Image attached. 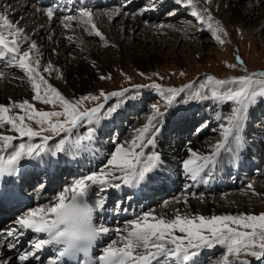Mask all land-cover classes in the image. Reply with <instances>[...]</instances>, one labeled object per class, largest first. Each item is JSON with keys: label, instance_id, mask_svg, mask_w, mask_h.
Segmentation results:
<instances>
[{"label": "snow or ice", "instance_id": "6c2138e0", "mask_svg": "<svg viewBox=\"0 0 264 264\" xmlns=\"http://www.w3.org/2000/svg\"><path fill=\"white\" fill-rule=\"evenodd\" d=\"M175 3L189 8L193 17L207 25L218 43H225L222 36L228 35L226 30L219 21H214L207 8L198 6L199 0H175ZM205 3H210V0H205ZM10 11L9 6L0 5V60L5 61L6 68L13 67L23 72L33 93V101L51 108L47 111L37 109L28 99L11 102L10 106L0 105V129L7 126L16 134H0V178L14 176L22 161L43 162L44 157L54 158L60 154L76 159L82 153L93 151L92 144L102 121L112 118L126 100L135 99L133 90L129 88L107 93L101 90L99 95H84L78 99L66 98L40 71L42 54L24 28L10 18ZM41 11L49 21L53 20L54 9ZM121 14L127 15L119 9L105 15L112 20ZM94 19L92 10L84 7L76 15L64 16L61 24L69 29L75 21L77 26H84L83 30L88 35H95L107 46L106 38L98 30ZM67 39L71 41L73 37L68 36ZM22 41L28 44L25 50H22ZM242 64V59L237 56L236 65L227 67L235 68ZM53 70L51 63L43 66V73L51 74ZM3 75L0 72V76ZM105 78L103 75L100 77L101 80ZM140 87L136 85L134 89L138 92ZM146 87L157 92L160 103L151 106L147 122L134 130L133 138L125 144L117 142L115 150L104 157L106 163L101 161L103 166L99 170L74 179L69 187L55 196L54 201L16 219L12 228L0 233V250L15 249L19 238L31 231L37 239L30 242L28 250L18 255V264L40 261L39 253L46 248L54 251V256L46 264H66V261H78V264H194L201 250L214 246L224 249L216 264H251L249 258L264 264V213L205 216L182 214L179 209L174 210L171 216L157 214L155 210L137 214L123 228L115 229L117 238L103 248L102 255L93 258L97 242L113 230L96 222L98 213L105 209L106 197L98 195L90 202L86 199L89 190L93 186H99L101 193L123 187L135 189L152 182L151 174L157 169L160 156L154 151L148 153L146 149L155 147L156 137L161 131L166 115L161 105L166 110L178 103L209 99L232 104L227 117H216L220 123V141L210 146L208 154L189 146L188 158L182 161L187 177L193 182L206 184L208 180L201 174L209 166H215L222 151L230 143L236 148L241 147V134L249 110L258 99L264 98V71L246 72L228 80L209 75L198 89L193 84L164 88L152 83ZM114 97L116 103L105 107ZM101 98L102 102L95 106L83 107L85 101H100ZM15 109L23 114L15 113ZM81 128H86V131L81 133ZM200 131L202 128L196 129L197 133ZM61 134H64L63 138L58 142L49 143ZM23 138H27L26 143H14ZM36 138H39V143L34 142ZM247 187L252 189L253 186L249 184ZM176 202L180 203V200L176 199ZM184 203L187 204V197ZM168 206L167 201L162 205L165 208ZM115 209L122 210V207L117 205ZM0 264L11 262L3 258Z\"/></svg>", "mask_w": 264, "mask_h": 264}, {"label": "bare ground", "instance_id": "6f19581e", "mask_svg": "<svg viewBox=\"0 0 264 264\" xmlns=\"http://www.w3.org/2000/svg\"><path fill=\"white\" fill-rule=\"evenodd\" d=\"M44 1L46 0H40L38 2L40 7H42L39 10L31 7V3L26 4L24 0L23 2H18L17 0H0V5H7L11 8L9 12L10 18L18 22L19 25L24 28L30 40L36 42L39 53L42 54V67L40 69L42 74L51 84L68 95L88 91L95 87L106 88L103 83H99L98 77L112 70L113 67L117 65H114L115 60H112L111 56L107 55L113 51H106V47L114 48L118 58L116 61L120 62V65L123 66L125 63H131L139 69L145 70L163 62V57L159 54L163 48L169 45L186 44L192 41L194 39L193 37L204 31V27H200L198 31L194 29L193 33H188L189 35L186 36L182 35V29H175V27H172L174 29H169L170 27L168 29L167 27H159L160 25L154 24L153 21L148 24L141 19L142 15H138L135 18L121 14L115 16L112 20H109L108 16L105 15L106 13L115 12L117 9L126 13V11H130L136 3L142 0H126L121 6L119 5V8L114 7L109 9H101V7L118 6L117 0H69V2L66 0H51L55 3V6L49 7L46 6L50 4H43ZM150 1L151 0L148 2ZM239 1L240 0H213L212 3L219 7L218 12H220V18H222L226 24L241 23L243 26L251 27V29L255 27L263 29L264 23L257 20L258 17L256 18V16H258L259 13L254 10V8L260 4L256 3L259 2V0H255V4H253L250 10H244L243 12H241L238 7ZM174 2L175 0H154L152 3L145 2L146 12L149 11V13H147V18H149V14L154 17V13L157 12L158 9H161L162 5L165 7L167 4H173ZM229 3H231V6ZM181 6L182 7H175V12L177 14H182L184 11V14L190 15L191 19L194 20L198 26L201 25L196 18H192L193 16L189 8H186L184 5ZM84 7L92 10L95 17L94 22L98 30L105 36L107 46L95 35H88V33L83 30L84 26H77L75 21L72 22V28L69 29H65L61 24V19L64 16L76 15L79 10ZM211 7L212 13H214V6L212 4ZM46 8L54 9L55 15L52 21H49L41 12L42 9ZM114 21L117 22L115 25L110 24ZM124 34L130 36L127 43L129 47L122 44ZM163 35L167 37L164 38ZM68 36H72L73 39L71 41L68 40ZM140 36H142L141 39H143L144 42H147L149 38L154 40V47L152 46L150 48L143 47V41L141 42L145 50L144 54H139L138 50H136ZM132 39L133 42L131 41ZM27 47V42L22 41V50H25ZM97 47H99V50H102L101 53L93 50L95 48L97 49ZM138 47L141 46L139 45ZM68 54L72 55L74 59L67 57ZM180 59L184 61L182 54L175 58V61L181 64ZM48 63L54 66V70L51 74L43 73V66ZM0 72L4 73L3 76H0L1 102H22L24 99H31L32 92L30 90V85L27 86L22 84L26 82V78L22 71L13 67L6 68L5 61L0 60ZM96 72L99 73V76ZM15 74L19 75L16 76ZM6 84H9V86H6ZM130 104H132V102L129 103V105ZM126 106H128V104ZM135 106L138 107L139 102L138 105L135 104ZM212 108H214V106H212L211 109ZM222 108V106L219 107L217 115L213 116L212 121L215 120V123H219L216 117L220 116V112L223 110ZM127 109L126 111H128ZM141 111L142 109L139 110L138 114H140ZM189 112L190 110H187L184 113L189 114ZM184 113H171L170 117L163 119V123L160 126L161 131L156 137L155 147L148 148L150 150L149 153L154 151L160 156V163L154 173L151 174L153 177L152 182L145 183V185L140 188L132 189L123 187L120 190L111 189L103 193L100 192L99 186L90 188L88 196L86 197L90 202L94 201L98 195L106 197L105 209L98 213L96 222L113 230L109 234L102 236L100 240L110 243L112 239H116L115 229L118 228L117 225L122 223L125 225L128 223L121 222V220H123L121 217L122 214L127 213L129 216L128 218H134L137 214L143 212L144 208H146L147 211L155 210L157 214L164 213L169 216H171L176 209H179L182 214L193 213L205 216L230 214V208H232L233 214L264 212V133H253L249 136L251 137L249 138L250 140L243 136L242 145L239 148H236L230 143L218 157V162L215 166H209V168L205 170V173L201 174L208 180V183L193 182L184 174L182 168V161L188 158V147L190 146L193 150H197L200 153L208 154L210 146L212 145H201L191 140V136L184 133L189 128L190 122H192V120L183 118ZM120 117L121 114L114 118L112 117L113 119L110 118L109 122L104 121L102 125L97 128L96 136L92 144L93 151L82 153L76 159L67 158L63 154H60L54 158L44 157L43 162L22 161L14 176L0 178V187L9 188L15 183L20 189L25 191V195L30 201L40 202L38 206L35 203L34 209L49 204L50 201H54L55 196L62 190L57 191V193L53 195L48 188L43 189L42 187L37 191L29 192L28 186L36 179V175H38L40 171H43L47 179V184L54 187L56 183L60 181V177L63 176V173H66L68 168L76 167L77 165L80 166V170H77L78 172L72 171L71 168L69 169L71 177L64 186L65 188L69 187L74 179L85 174H90L92 170H99V168L103 166L101 161L106 163L104 157L108 156L110 151H114L116 147V143L107 145L109 143L98 139L100 137L99 134L106 131L108 125H115L118 127L120 124ZM99 129L101 131H99ZM259 129L264 130L263 127ZM169 131H172L173 135L175 132V139L164 141V134ZM189 141H191L190 145L188 144ZM21 142L26 143L27 138L18 139L14 143ZM250 155H252V157H250ZM252 169H254L257 177L260 178L262 176V179L260 178V181H251L250 179L241 180V176H245L246 173ZM208 173H211V175L209 176ZM228 173L233 175V179L226 178ZM249 184H252V189L247 187ZM182 185L185 186L182 187ZM227 189H236L238 191L241 189L242 193L245 194H239L241 191L237 192V194L235 193V195L229 194V197L216 196L213 194L214 191H224ZM127 191H131L129 197L125 195ZM173 192L174 194L178 193V195L172 201L170 199L167 200L169 206L166 208L162 206L157 207L155 202H153L154 198L150 200L151 195H160L164 198L166 193L169 194ZM110 197L116 199L118 205L121 206L124 211H118L116 209H114V211L110 210L112 209V204H114L112 199L109 201ZM185 197H187V204L184 203ZM176 199H179L180 203H177ZM261 204L263 206H261ZM16 210L17 209L11 210L10 215L12 218L7 222H4V220L0 222V233L6 232L14 226L15 220L20 217L15 215ZM25 213H22L21 216ZM28 232L32 237V241L37 239L36 234H33L31 231H27L26 233ZM176 234L182 235L181 233ZM25 235L19 238L16 249L9 251L7 248H4L0 250V259L6 258L11 264H18L17 257L21 253H17L15 250L17 251L18 246L24 241ZM219 248L221 247L214 246L211 249L204 248L201 250L200 254L195 257L194 264H202V259L204 257L215 254L216 250H219ZM47 249L50 250V248ZM102 254L103 250L101 253H98L95 258H98V256ZM39 256L40 261L31 260L30 264H46V261L52 258L48 257V259H45L42 252L39 253ZM251 264H260V262L255 261Z\"/></svg>", "mask_w": 264, "mask_h": 264}, {"label": "rangeland", "instance_id": "374dc122", "mask_svg": "<svg viewBox=\"0 0 264 264\" xmlns=\"http://www.w3.org/2000/svg\"><path fill=\"white\" fill-rule=\"evenodd\" d=\"M17 1L23 2V0H17ZM124 1L126 2V0H117L118 6H113V5L106 6V7H101V9H109L114 7L119 8ZM148 1L149 0H142L136 3V5L132 7L130 11H126L127 16L136 18V16L142 15L141 19L148 24L149 22L153 21V23L158 26L165 25L164 27H167V29L169 27H170L169 29H174L172 27H175V29L177 28L179 30L182 29L181 30L182 35H186V36L189 35L190 33H193L194 29L198 31L200 27H204V31L198 34L197 36L193 37L194 42L192 40L187 42L186 44L181 43L180 45L179 44L169 45L163 48L164 50L162 49L161 52L159 53L161 54L160 56L163 57L162 60L163 62L145 70L139 69L138 67L134 66L131 63L130 64L125 63V65L123 64V66L120 65V62L116 61L118 60V58L114 48L106 47L105 48L106 51H113L110 52L111 54L108 53L107 55L111 56L112 60H115L114 65L117 64L115 67H113L112 70L105 72L103 76H105L106 78L103 80L100 79L101 75L99 76V73L96 72L97 75L99 76L98 77L99 83H103L106 88L95 87L94 89L88 91L68 95L48 81L51 85L57 88L66 98L69 99H78L84 95H99L101 90H103L106 93L112 91H120L123 88H129L133 90L132 95L135 96V99L126 100L125 103L114 114L115 116L113 115L114 118L121 114L120 117L121 119L119 124L120 127L119 126L116 127L115 125H108V127H106L107 130L100 133L99 138L97 137L98 139L104 140L105 142L109 143L107 145L110 144L113 145L114 143H116L117 145V142H119V144H125L126 142L130 141L134 136V130L139 127H142L143 124L147 122V116L151 114V106L154 103L156 104L160 103V97L157 94V92L150 87H146L147 85H150L152 83H158L164 88H168V87L181 88L184 85L193 84L194 87L198 89L200 85L205 82L206 77L209 75L219 80H228L234 77L245 75L246 72L251 73L253 71H257V72L264 71V28L262 29L260 27H255L251 29V27L243 26L241 23L226 24V22L222 20V18H220L221 17L220 12H218L219 7L212 3L213 0H210V3H205V0H199L198 6L207 8L211 16L214 18V21H219L220 25L226 30L228 34L227 36H222V38L225 40V43L221 45L214 38L212 32L208 29L206 24H201L202 26L201 25L198 26V24L191 19L190 15L184 14V11L182 14H177L175 12L176 10L175 7H179V6L182 7V6L177 5L175 2L173 4H167V6L165 7L162 5V8L158 9L157 12L155 13L152 12L155 14L154 17H152V15L149 14V18H147V13H149V11L146 12V8H145L146 4L144 5V3L145 2L152 3L154 2V0H151L150 2ZM24 2L26 4L31 3L30 6L35 9L42 8L38 6L33 0H24ZM256 3H260L255 8L253 7L255 12L259 13V15L256 16V18L258 17L257 20L261 23H264V0H259V2ZM211 4L214 6L213 8L214 13H212ZM230 4L231 3H229V5ZM253 4H255V0H240L238 7L240 11L243 12L244 10H250ZM116 21L110 24L115 25L117 23ZM129 37L130 36L128 34H124V40L122 41V44H124V46L126 47H129L127 45ZM163 37L165 38L167 36L163 35ZM141 38L142 36L139 37L140 42L139 40L137 42L138 46L140 45L141 47L137 46L136 50H138L139 54H144L145 50L143 47L144 46L148 48L152 46L154 47V40L149 38L147 42H144L143 39ZM131 41L133 42V39ZM141 42L143 43V47ZM98 48L99 47L93 50L99 51V53H101L102 50H99ZM181 54L184 57L183 59L184 61L180 59L181 64H179L175 61V58H177ZM237 56H239L242 59L243 64L237 65L235 68L227 67V65H236ZM67 57H69L70 59L73 58L72 55L69 54ZM181 73H183V75H181ZM15 75L17 76L19 74H15ZM19 77H23V76H19ZM22 84L29 86V84H27L26 82H23ZM136 85L142 86L139 88L138 92L134 89V86ZM6 86H9V84H6ZM28 100L37 109H43L47 111L50 110L51 108V106L49 105H44L37 101H33L32 97L31 99ZM100 102H102V98L100 101H85L83 107L91 108ZM131 102L132 104L129 105V103ZM138 102H139V106L137 107L135 106V104L138 105ZM114 103H116L115 97L112 98L109 101V104L106 105L105 107H108L109 105ZM10 104L11 103H5L0 101V105L10 106ZM127 104L128 106H126ZM212 106H214V108L211 109ZM221 106L223 107L222 108L223 110L220 112V116L227 117V115L230 114V109L232 107V104L230 102H216L211 99L199 101V102L191 101L188 104L178 103L174 107L166 110L163 109V106L161 105V108L163 111H166V115L164 119L166 117H170L171 113L178 112V114L181 113L183 114L185 111L190 110L189 112L190 115L188 113L187 114L184 113L183 115L184 119L187 118L186 120H192V122H190L189 128L184 133H186V135L191 136L190 137L191 140L198 142L201 145L208 146V145H215V143L219 142L221 139L219 134L220 123H215V120L212 121L213 116L217 115L218 109ZM126 109L128 111H126ZM141 109L142 111L140 112V114H138L139 110ZM14 112L21 115L23 114L22 112H20L19 109H15ZM263 117H264V98H261L258 99L257 103L253 105L249 110L244 128L242 130V134H241L242 137L244 136L245 138L249 139L251 138L249 136L253 133L263 134L264 130L259 129L260 127L264 128ZM104 121L109 122L110 120L106 119ZM104 121H102V123ZM205 125L207 126L205 127ZM198 128H202V131H200L199 133L196 132V129ZM80 131L81 133H83L84 131H86V128H81ZM99 131L101 130L99 129ZM0 133L2 134L8 133L11 135H16L14 132L9 131L7 126L5 127V129H0ZM63 135L64 134H61V136L55 137L54 140L50 141L49 143L54 144L58 142L59 139L63 138ZM174 135L172 134V131L166 132L164 134L163 140L164 141H170L171 139L174 140L175 139ZM182 140L185 141L184 139ZM34 142L39 143L40 142L39 138H36ZM146 152L149 153L150 150L146 149ZM250 157H252V155H250ZM79 168L80 167L77 166L74 169L77 170ZM69 178L70 177L65 174L62 176V180L58 190L64 188ZM226 178L233 179V175L228 173V176H226ZM260 178L262 179V176ZM260 178L257 177V174L255 173L254 169L246 173L245 176H241V180L250 179L251 181L252 180L260 181L261 180ZM46 185L47 183L45 182L44 174L39 173L38 178H36L35 182L32 183L31 186L33 190H37L39 187H43V189H45ZM184 186L185 185H182V187ZM230 190L231 189H227L224 191L223 190L214 191L213 194L216 196L220 195L223 197H229V194L235 195V193L237 194V192L240 191L241 192L239 194L241 195L245 194L242 193L241 189L239 191L236 189H233L231 191ZM56 192L55 191L52 192V195L55 194ZM177 195L178 193L174 194V192L169 194L166 193L164 198L159 197L155 199L156 200L155 205L157 207H160L164 204L165 201L169 199L172 201L173 199H175ZM126 196H129V194H126ZM116 203L117 200L114 201V205H112V209H115ZM261 206L263 205L261 204ZM32 208L33 206L25 207L21 212L25 213L27 210H31ZM229 210H231L230 214L236 215L232 213V208H230ZM143 211H147V209H144ZM251 214L259 215L261 213L253 212ZM130 219H132V217L128 219H123L121 220V222H129ZM117 226L118 228H123L124 225L122 223ZM107 244L108 243L105 242L103 247H101V249L106 247ZM223 251H224L223 249L219 248V250H216L215 254L212 255L210 254L204 257L202 259V264H216V262L221 258ZM249 259L251 263L256 261L253 258H249Z\"/></svg>", "mask_w": 264, "mask_h": 264}]
</instances>
